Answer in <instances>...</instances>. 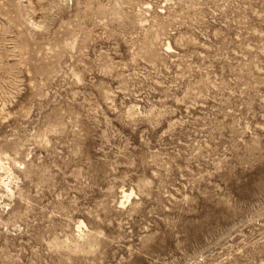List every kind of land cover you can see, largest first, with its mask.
I'll list each match as a JSON object with an SVG mask.
<instances>
[{
    "label": "rangeland",
    "instance_id": "obj_1",
    "mask_svg": "<svg viewBox=\"0 0 264 264\" xmlns=\"http://www.w3.org/2000/svg\"><path fill=\"white\" fill-rule=\"evenodd\" d=\"M263 263L264 0H0V264Z\"/></svg>",
    "mask_w": 264,
    "mask_h": 264
},
{
    "label": "bare ground",
    "instance_id": "obj_2",
    "mask_svg": "<svg viewBox=\"0 0 264 264\" xmlns=\"http://www.w3.org/2000/svg\"><path fill=\"white\" fill-rule=\"evenodd\" d=\"M122 194H123L124 199H129L131 197V195H132V192L128 193L125 189H123L122 190ZM81 223H82V221H81ZM80 226H81V224H80Z\"/></svg>",
    "mask_w": 264,
    "mask_h": 264
}]
</instances>
